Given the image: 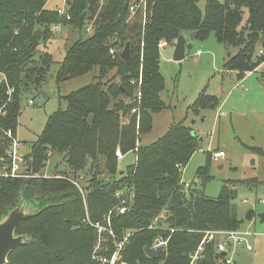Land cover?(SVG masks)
<instances>
[{
    "label": "trees",
    "instance_id": "obj_1",
    "mask_svg": "<svg viewBox=\"0 0 264 264\" xmlns=\"http://www.w3.org/2000/svg\"><path fill=\"white\" fill-rule=\"evenodd\" d=\"M139 1L68 0V19L56 9H46L47 0H0V71L7 74L15 89L6 115L0 117V159L11 146L4 131L17 132L24 94L40 87L47 64L51 65L49 53H42L37 63L32 58L41 41L49 37L52 25L83 27L87 19L97 16L92 33L75 41L59 63L57 84L99 71L94 82L61 98L67 107L49 115L26 156L27 160L32 158L34 174L43 171L48 157L57 153L75 171H84L90 165L92 185L86 197L71 178L73 174L27 179L0 175V217L23 198L39 197L42 206L48 204L40 214L19 224L17 234H28L30 241L10 253L8 264H101L92 259L96 231L85 226L84 219L101 222L112 209L116 235L124 237L133 231L116 264H190L206 231L242 229L244 220L235 203L238 188L255 185L256 178L226 180L220 194L210 197L205 188L213 179L212 151H207L206 164L198 168L189 186L183 181V171L202 140L190 126L176 122L150 145H142L141 138L152 130L155 114L166 106L162 99L165 78L160 70V41L175 45L181 34L197 31L196 38H206L214 32L228 48L241 47L234 55L228 52L224 67L225 71H237L242 79L264 63V0H206L204 11L200 0H146L145 23L140 14L129 22L130 5ZM243 8L249 13L243 28L248 30L247 37L238 29L244 18ZM20 27L15 36L14 31ZM115 33H119L116 43L111 41ZM128 41L132 43L131 57L126 61L120 52ZM141 66L142 107L137 122L131 112L135 88L128 79L138 76ZM113 70V78L103 81ZM116 77L122 82H114ZM6 99L7 86L0 83V107ZM221 102L215 95H201L193 108L215 109ZM118 150L125 155L134 152L135 162L122 170ZM253 150L264 155L261 148ZM4 167L0 161V171ZM105 173L107 180L100 177ZM128 189L135 193L133 202L125 214H118L116 208L122 205V199L115 194ZM87 208L90 217L85 216ZM255 216V210L246 213L249 221ZM170 229L176 231L171 234ZM159 235H171L169 244L166 251L151 257L145 248L152 246ZM115 251L110 240L101 254L110 258ZM221 258L211 241L204 245L197 264H217Z\"/></svg>",
    "mask_w": 264,
    "mask_h": 264
},
{
    "label": "rangeland",
    "instance_id": "obj_2",
    "mask_svg": "<svg viewBox=\"0 0 264 264\" xmlns=\"http://www.w3.org/2000/svg\"><path fill=\"white\" fill-rule=\"evenodd\" d=\"M220 1L223 2L224 0ZM137 4L139 7L135 13L129 10L128 20L132 22L136 18L138 19L137 14H140L142 16L140 19L145 23L147 18L146 0H140ZM199 6L204 11L206 0H200ZM63 7L67 9L68 13L70 8L68 0H47L45 5L46 9L53 10ZM243 11L244 18L238 27L240 31L247 24L249 16L247 8H243ZM96 19L95 14L85 21L83 27L76 25L64 26L60 23V30L52 31L50 28L49 37L42 40L37 47L32 58L34 63L40 62V55L45 52L52 56V62L51 65L47 64L48 70L40 87L26 92L23 96L18 132L27 144L25 149L23 147L24 151H31V144L43 131L49 115L59 108L65 109L67 107V102L61 98L95 81V75L99 72L98 69L60 84H57L55 75L68 48L78 39H85L92 33L88 32L86 28L91 27L93 31ZM22 27L26 26L23 25ZM20 30L21 27L17 28L14 35H19ZM242 34L247 37L248 30L244 29ZM118 37L119 33L113 34L111 41L116 43ZM161 41L166 40L162 39ZM240 49L239 46L228 48L224 43L218 41L214 32H211L206 38L189 39L186 57L181 61L173 59L174 45L169 44L167 47H163L161 49L160 70L165 78V90L162 92V99L165 101L166 106L162 111L155 114L153 128L149 133L142 136L141 144L150 145L155 143L167 133L174 123L183 121L202 139L199 150L192 156L183 171V181L191 183L195 179L198 168L206 164L207 151L214 153L217 149L222 150L224 156L217 160L212 159L211 173L213 179L205 188L208 196L217 197L226 180L256 178L255 185L239 186L238 197L235 200L238 215L244 220L241 230L256 233L250 236L249 239L253 245L252 250H247L242 245L237 247L235 264H264V222L258 216V214L264 212V204L260 202V199L264 196V155L253 150V148H261L264 151V63L257 71L249 74L246 79L240 80L236 71H225L224 67L227 52L234 55ZM114 73L115 70L111 71L103 81L113 78ZM141 76L143 78L142 66L138 76H131L128 79L129 84L135 88L134 98L131 101V112L136 116L137 122L140 119L142 107V100L139 102L137 97L142 88L137 82L134 83L133 81L139 80ZM114 82H122V79L116 77ZM201 95H215L222 102L215 109L195 111L193 105ZM30 100H33V104L30 103ZM7 107L4 110L3 117L6 115ZM134 108H137V110L134 111ZM133 162H135V153L130 152L119 160V166L123 170ZM31 163L32 158H29L24 166L25 171L30 174L34 173ZM91 173L90 165L84 171H75L67 164L64 156L57 153L54 156H49L43 171L35 174L38 176H70L73 174L71 178L79 184L86 194L91 190ZM100 177L107 180L108 175L105 173ZM34 200L36 202L41 201L39 197L34 198ZM249 210H255L257 214L255 216L257 218L256 224H254L253 219L249 221L246 218V213ZM114 211L113 209L110 210L103 217L105 218L106 215H112L113 217ZM85 213V216L89 215L88 208ZM97 222L90 218V221L85 225L96 231V244L98 242V228L92 224ZM127 233H133V231ZM124 237L111 236V238H106L104 242L112 240L114 244L115 240L118 242L123 240ZM120 252L121 250H118L116 261L120 256ZM102 255L107 257L104 253ZM92 259L101 264H110L109 262L103 263L97 259Z\"/></svg>",
    "mask_w": 264,
    "mask_h": 264
},
{
    "label": "built area",
    "instance_id": "obj_3",
    "mask_svg": "<svg viewBox=\"0 0 264 264\" xmlns=\"http://www.w3.org/2000/svg\"><path fill=\"white\" fill-rule=\"evenodd\" d=\"M139 5L137 3H133L130 5V11L135 13L138 9ZM59 15H66L68 19L71 18L70 14L67 13V9L65 7L59 8L57 10ZM61 25L60 24H54L51 26L52 31H58L60 30ZM86 30L88 32H92L91 27H87ZM168 42L167 41H161L160 48L163 49V47H167ZM262 53V51H260ZM248 73V72H247ZM134 83L137 82V84L142 88V76L137 81H133ZM0 83H4L7 86V99L4 101L3 105L0 107V117L4 115L5 108L13 101V93L14 88L10 85L8 81V76L5 72H0ZM138 101L141 102L142 100V89L141 92H139ZM30 103L33 104V100H30ZM137 108H134V111H136ZM5 135L11 140V146L7 149L5 156H3L0 161L5 163V169L3 171H0V175L6 176V177H13V178H27L32 176H38L34 173L30 174L27 173L24 169V166L27 164L26 156L28 152L23 150V144L18 136L17 133H14L12 129H8L4 131ZM137 150V148L135 149ZM117 155L119 160L123 159L125 154H123L120 150L117 151ZM224 156V152L222 150H216L213 153L214 159H219ZM80 189L81 193L83 194L84 198L86 197L85 192L82 190V188L79 186V184L75 181L74 182ZM185 186H189V182L185 183ZM115 196L119 199H122V205L120 207L116 208V211L118 214H125L134 199L135 193L132 190H119L116 192ZM260 202L264 204V196L260 199ZM112 212V211H111ZM85 222H89L90 219L87 217L84 219ZM98 228V242L95 247V252L93 255L94 259H97L100 262L106 263L109 262L110 264H115L118 250H121L125 241L132 235V233H127V235L124 237L123 240H120L118 242H114V246L116 248V251L112 255L110 259L107 257H104L101 254V251H103V245H105L106 238L116 237L115 230L113 228L112 224V215H106L103 221L97 222L96 224H92ZM76 226H72V230H74ZM152 229V227H150ZM171 234L176 231V229H170ZM256 233L251 232L249 230H235V231H218V230H209L206 231L205 237L200 243L198 250L192 255L190 264H197L198 259L201 257V252L204 249V245L206 243H210L211 241H214L215 248L218 252L221 254L225 253L226 255H222L223 258L219 260L217 264H235V253L237 251L238 246H244L247 250H252L253 245L250 242V236L254 235ZM104 238V239H103ZM171 235L168 237H165L163 235H159L154 239L153 248H157L160 246H164L165 250L167 249V246L169 244ZM164 250V251H165ZM96 251H99V253H96Z\"/></svg>",
    "mask_w": 264,
    "mask_h": 264
},
{
    "label": "water",
    "instance_id": "obj_4",
    "mask_svg": "<svg viewBox=\"0 0 264 264\" xmlns=\"http://www.w3.org/2000/svg\"><path fill=\"white\" fill-rule=\"evenodd\" d=\"M128 6L126 5L125 8ZM198 35V32H192L187 37L185 34H181L177 41L174 51L173 59L175 61H181L186 57V50L188 40H194ZM131 41H128L120 52V56L129 61L131 57ZM193 134H197L193 131ZM33 199H21L20 202L9 210L6 214L0 217V264H8V258L10 253L17 247L30 241L28 234H17L16 230L19 224L33 216H36L45 209L48 204L41 205L40 202H36ZM259 218L264 222V212L258 214ZM165 250L164 246L153 248L147 246L145 252L151 257H157ZM99 253V251H96ZM222 255H226L223 253Z\"/></svg>",
    "mask_w": 264,
    "mask_h": 264
},
{
    "label": "crops",
    "instance_id": "obj_5",
    "mask_svg": "<svg viewBox=\"0 0 264 264\" xmlns=\"http://www.w3.org/2000/svg\"><path fill=\"white\" fill-rule=\"evenodd\" d=\"M186 35V34H185ZM187 37H189V34L188 35H186ZM174 46H176V44L174 45ZM228 47V46H227ZM175 51V50H174ZM227 51V50H226ZM228 57V52H227V56L225 57V61H226V58ZM61 61V60H60ZM224 64H225V62H224ZM261 66V65H260ZM259 66V67H260ZM258 67V68H259ZM257 71V70H256ZM237 72V71H236ZM254 72V71H253ZM252 72H248V73H246L243 77H242V79H240V80H243V79H246L247 77H248V75L249 74H251ZM237 75H238V72H237ZM65 101V100H64ZM52 114V113H51ZM17 133H18V136H19V132H18V129H17ZM19 138H20V140H21V142H22V144H23V147H24V149L27 147V144H26V142L19 136ZM35 141V140H34ZM217 150H220V149H217ZM260 219V218H259ZM261 220V219H260ZM253 221L255 222L254 224H256V221H257V218H253Z\"/></svg>",
    "mask_w": 264,
    "mask_h": 264
}]
</instances>
